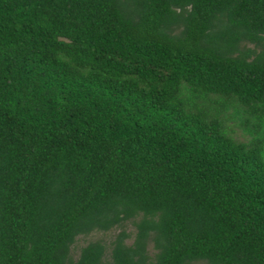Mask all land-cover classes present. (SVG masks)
Returning <instances> with one entry per match:
<instances>
[{"label": "trees", "instance_id": "obj_1", "mask_svg": "<svg viewBox=\"0 0 264 264\" xmlns=\"http://www.w3.org/2000/svg\"><path fill=\"white\" fill-rule=\"evenodd\" d=\"M0 264H264V0H0Z\"/></svg>", "mask_w": 264, "mask_h": 264}, {"label": "rangeland", "instance_id": "obj_2", "mask_svg": "<svg viewBox=\"0 0 264 264\" xmlns=\"http://www.w3.org/2000/svg\"><path fill=\"white\" fill-rule=\"evenodd\" d=\"M226 127L230 132V136H232L237 141H245L246 136L242 133V128L236 124L235 122L228 121L226 123ZM124 230L130 235L129 243L132 242L133 236L135 233V229L132 225V223L128 222L124 225ZM120 229H114L109 232H93L86 236H80L76 239L74 245L71 247V258L73 261L77 260L80 251L83 247H85L87 244L100 241L102 242L106 248L108 249L110 246V243L114 239L115 235L119 232ZM149 252H152V247L149 246Z\"/></svg>", "mask_w": 264, "mask_h": 264}]
</instances>
